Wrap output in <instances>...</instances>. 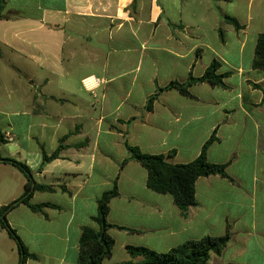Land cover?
<instances>
[{
  "label": "crops",
  "instance_id": "crops-1",
  "mask_svg": "<svg viewBox=\"0 0 264 264\" xmlns=\"http://www.w3.org/2000/svg\"><path fill=\"white\" fill-rule=\"evenodd\" d=\"M3 15L0 134L10 153L0 157V210L27 183L3 159L27 164L35 183L55 186L35 191L32 204L60 207L33 212L20 204L8 213L36 256L26 264H77L82 229L98 228V202L115 181L119 196L107 220L135 231L109 229L115 246L103 264L141 262L128 246L166 253L228 230L230 242L211 264H264V71L253 66L264 0H6ZM215 61L224 87L195 83L192 96L165 90L144 110L159 88L201 77ZM213 135L208 161L226 165L230 178H199L186 216L171 195L148 188L139 162L122 167L127 142L188 164ZM64 138L59 158L43 165V153ZM20 257L0 228V264Z\"/></svg>",
  "mask_w": 264,
  "mask_h": 264
},
{
  "label": "trees",
  "instance_id": "trees-1",
  "mask_svg": "<svg viewBox=\"0 0 264 264\" xmlns=\"http://www.w3.org/2000/svg\"><path fill=\"white\" fill-rule=\"evenodd\" d=\"M5 6L6 0H0V20L5 17L3 15ZM226 21L238 30L242 28L235 18L227 16ZM253 66L255 69L264 71V32L258 37ZM219 67V63L215 61L201 77L196 78L190 76L185 83L173 81L168 86L159 88L158 93L148 98L144 110L148 112L152 111L158 96L165 90L177 89L186 96H192L189 88L195 83H209L212 86L224 87L225 75L217 73ZM65 140L66 138L60 141L58 149L51 155H48L46 152L43 153V165L59 158L61 152L66 147L64 145ZM215 140V135H213L203 146L202 152L198 158L188 164H173L168 161L166 155L146 154L139 147L131 146L127 142L126 146L130 152V158L123 162L122 167L130 160L139 162L148 172V188L159 194L171 195L182 215L186 216L189 208L197 204L196 183L199 178L212 175L230 178L227 173L226 165L213 164L208 161V149ZM2 141L4 140L0 134V142ZM171 155H173V153H171L170 156ZM3 161L13 165L23 173L27 179L24 195L20 199L3 206L0 210V228L7 231L16 241L21 255L19 264H26L29 258H36V256L28 251L17 232L9 225L7 221L8 213L20 204H25L33 212H43L46 207H53L56 209L60 207L51 203L32 204L31 199L35 191L53 192L55 186L35 183L31 168L23 162L11 159H3ZM61 189L67 191L65 186H62ZM118 196L119 191L117 181H115L113 189L104 193L98 202V215L94 218L98 228L86 226L82 229L77 264H103L105 259L113 255L115 240L109 234V229L116 228L131 232L135 231L130 228L112 225L107 220L110 212V202ZM230 239L231 233L228 230L225 236H207L197 241H187L172 248L166 253H159L145 247L128 246L127 251L132 259L142 256L143 260L141 262L131 260L120 264H211V256L213 254L221 255L230 242Z\"/></svg>",
  "mask_w": 264,
  "mask_h": 264
},
{
  "label": "rangeland",
  "instance_id": "rangeland-1",
  "mask_svg": "<svg viewBox=\"0 0 264 264\" xmlns=\"http://www.w3.org/2000/svg\"><path fill=\"white\" fill-rule=\"evenodd\" d=\"M17 120V118L15 119ZM16 135H20L21 136V131L17 130V132H14ZM10 153L9 147L6 145H2V143L0 142V157H5L8 156ZM5 177H8L7 173H5ZM10 176V175H9ZM14 183L18 184V179L15 178L14 179Z\"/></svg>",
  "mask_w": 264,
  "mask_h": 264
}]
</instances>
